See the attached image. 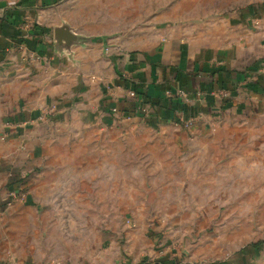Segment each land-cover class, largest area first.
<instances>
[{"label": "crops", "instance_id": "obj_1", "mask_svg": "<svg viewBox=\"0 0 264 264\" xmlns=\"http://www.w3.org/2000/svg\"><path fill=\"white\" fill-rule=\"evenodd\" d=\"M66 3L0 0V137L8 135L0 140V264H61L46 261L57 255L43 248L44 212L73 206L37 202L35 196L63 193L52 186L66 176L68 148L84 147L91 135L117 126L113 108L132 114L129 89L157 102L147 104V116L128 117L140 132L189 117L193 124L176 131L182 140L206 129L204 121L219 109L212 95L219 87L230 91L223 115H242L251 106L264 115L261 0H210L203 14L181 1L108 40L109 55L103 39L69 42ZM46 111L51 120L36 122ZM179 144L173 139V147ZM84 158L91 157L82 155L79 163ZM13 172L25 178L27 200L4 204ZM76 206L82 210L84 204ZM168 257L155 264L179 261Z\"/></svg>", "mask_w": 264, "mask_h": 264}, {"label": "rangeland", "instance_id": "obj_2", "mask_svg": "<svg viewBox=\"0 0 264 264\" xmlns=\"http://www.w3.org/2000/svg\"><path fill=\"white\" fill-rule=\"evenodd\" d=\"M181 1L187 7L193 2L203 14L210 0H67L68 26L94 41L105 40L109 55L108 40ZM227 108L223 104L215 118L204 121L206 129L193 130L184 141L173 122L140 132L136 121L119 112L117 126L91 135L84 147L68 148L66 176L52 186L63 193L35 196L37 202L73 206L44 212L43 248L57 255L46 261L155 264L168 255L178 264H264V115L251 106L230 118L223 115ZM49 114L35 121L49 122ZM123 119L127 124L120 123ZM82 155L91 158L79 163ZM12 175L10 183L15 180L21 189L9 184L3 203L26 202L25 178ZM15 191L20 195L11 200ZM77 203L84 204L82 210Z\"/></svg>", "mask_w": 264, "mask_h": 264}, {"label": "built area", "instance_id": "obj_3", "mask_svg": "<svg viewBox=\"0 0 264 264\" xmlns=\"http://www.w3.org/2000/svg\"><path fill=\"white\" fill-rule=\"evenodd\" d=\"M131 96L133 98H135V92H131ZM179 95H185L183 92H180ZM212 95L214 96V104L216 107L220 108L222 107V105L228 101L230 99V91L219 87L216 90H213ZM138 105V104H137ZM112 111L114 112V114L119 117V112L122 113L121 111H119L117 108H113ZM138 115L142 116H147V104H139L136 107V110H134ZM129 117V116H127ZM193 118L189 117V118H179L178 120L175 119L173 122L175 125H178L180 127H184V128H189L192 124H193ZM17 190H20L21 188H17L14 187ZM19 191H15L13 193H11V195L9 196V198L12 200L13 197H17V195H20V193H18Z\"/></svg>", "mask_w": 264, "mask_h": 264}, {"label": "trees", "instance_id": "obj_4", "mask_svg": "<svg viewBox=\"0 0 264 264\" xmlns=\"http://www.w3.org/2000/svg\"><path fill=\"white\" fill-rule=\"evenodd\" d=\"M134 92H135V99L137 100L136 104H138V105L139 104H148V105L150 104V106H153L152 104H156L157 103V102L154 103V101H151V99L148 98V96H146L143 93L136 92L135 90H134ZM175 99H177V98H175ZM228 102H229V100L226 101L224 104L226 105ZM133 108H134L133 111L136 110V105ZM10 185L18 187V185L15 184V180L12 183H10Z\"/></svg>", "mask_w": 264, "mask_h": 264}, {"label": "water", "instance_id": "obj_5", "mask_svg": "<svg viewBox=\"0 0 264 264\" xmlns=\"http://www.w3.org/2000/svg\"><path fill=\"white\" fill-rule=\"evenodd\" d=\"M70 35L68 36L69 37V42L72 43V42H75V43H79V42H83V41H93L94 39H91L89 37H86L84 35H80L74 31H70L69 32ZM56 38L58 39L57 35H56Z\"/></svg>", "mask_w": 264, "mask_h": 264}]
</instances>
